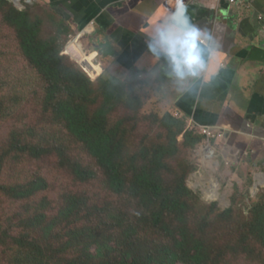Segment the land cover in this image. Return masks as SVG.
<instances>
[{
	"label": "rangeland",
	"instance_id": "rangeland-1",
	"mask_svg": "<svg viewBox=\"0 0 264 264\" xmlns=\"http://www.w3.org/2000/svg\"><path fill=\"white\" fill-rule=\"evenodd\" d=\"M6 2L17 11L27 12L32 20L36 19L39 22V39L45 42L56 40L60 55L64 56L66 62L84 70L92 78L116 77L115 74L110 75L96 59L93 63L86 56L93 52V49L85 48L89 36L83 38L80 33L77 35L71 31L69 25L52 14L50 9L36 5L34 0L30 1V7H24L23 1L17 4L14 0ZM2 15L0 7V155L11 140V132L15 131L25 143H42L43 146L61 150L64 158L58 154L61 158L59 163L57 156L55 158L51 152L40 159L19 154L16 158L5 159L0 165V186H26L37 177L47 182L45 190L26 200H10L0 191V235L11 230L13 236L23 233L20 230L22 218H64L60 212L66 208L68 196L75 195L82 201L75 207V212L65 215L70 221L57 227L59 235H64L66 229L70 228L99 227L110 230V224L114 221L119 224L118 219H121L123 223L138 224L144 242L145 239L153 241L155 246L166 242L165 234L156 229L145 233V226L141 224H149L151 215L159 210V206L152 205L148 209L146 203L141 204L131 197L129 187V191L122 195L113 193L102 170L84 146L70 135L54 115L44 112L42 101L46 83L22 56L15 33L3 21ZM76 45L81 46L85 55L80 51L82 55H78L74 61L70 57V50H74ZM124 84L131 96L138 97L142 103L138 109L122 103L109 117L111 127L117 124L122 126L126 154L132 157L142 147L151 149L157 144L167 145L168 133L160 123L165 111L148 109L145 95L131 91L132 85ZM182 121L186 128L194 132L192 139L201 136L200 143L193 148L179 145L178 153L168 158L167 168L162 174L167 186H172L171 189L180 179H184L191 191V195L185 198L190 206L191 233L196 231L206 241L214 264H264V241L246 240L244 237L245 224L251 218L253 207L264 202V145L248 152L237 151L234 144L225 141L224 134L220 136L219 131H214L213 137H209L187 119ZM63 160L95 172L96 178L78 180L72 175L70 166L63 164ZM209 179H214V184L218 185V197H206L207 200L206 192L210 190L206 189V185ZM210 192L214 193V190ZM229 210L231 212L227 213ZM204 222L206 227L203 228L201 225ZM5 241L0 242V264H19L17 246L12 240Z\"/></svg>",
	"mask_w": 264,
	"mask_h": 264
},
{
	"label": "trees",
	"instance_id": "trees-1",
	"mask_svg": "<svg viewBox=\"0 0 264 264\" xmlns=\"http://www.w3.org/2000/svg\"><path fill=\"white\" fill-rule=\"evenodd\" d=\"M0 7L3 21L15 33L22 56L46 83L42 101L44 112L54 115L84 146L102 170L113 193L122 195L129 191V187L131 197L141 204L146 203L148 209L152 205L159 206V210L151 215L150 225L141 224L145 226V233L156 229L167 238L166 242L156 246L153 241L145 239L144 242L140 235L141 227L123 223L121 219H118L119 224L112 222L110 230L70 228L64 235H59V226L70 221L65 215L75 212V207L82 201L70 195L66 208L60 212L64 218H22L20 230L23 233L13 236L12 230L7 231L0 235V242L13 241L17 246L19 264H214L206 241L189 229L190 206L185 198L191 195V191L184 179L171 189L162 174L167 168L168 158L178 153L179 145L196 147L201 136L192 139L194 132L185 127L182 119L167 113L160 123L167 130L169 143L157 144L151 149L142 147L137 154L128 156L122 126L111 127L109 117L122 103L130 108H140V99L131 96L128 87L118 79L92 78L84 70L66 62L60 55L56 40L45 42L39 39V22L32 20L27 12L17 11L6 0H0ZM11 134L7 147L2 149L0 165L5 159L16 158L19 154L40 159L51 152L59 163L61 158L58 154L64 158L61 150L42 143H25L15 131ZM63 164L69 165L72 175L80 181L96 178L95 172L82 165L67 160H63ZM46 188L47 182L37 177L26 186H0V191L6 198L20 201ZM201 227H206L205 222ZM244 237L246 240L264 241V202L253 207L251 218L245 224Z\"/></svg>",
	"mask_w": 264,
	"mask_h": 264
},
{
	"label": "crops",
	"instance_id": "crops-1",
	"mask_svg": "<svg viewBox=\"0 0 264 264\" xmlns=\"http://www.w3.org/2000/svg\"><path fill=\"white\" fill-rule=\"evenodd\" d=\"M242 1L244 5L236 8L227 0H185L193 22L210 29L215 26L222 37L223 51L209 69L217 75L202 91L181 96L170 86L161 90L160 83L149 86L134 79L126 83L133 92L145 95L148 109L172 112L196 126L220 131L237 151L248 152L264 145V0ZM34 2L50 9L77 35L89 36L85 48L93 52L86 56L93 63L96 59L110 75L147 72L150 53L142 13L159 4L163 11L175 5V0Z\"/></svg>",
	"mask_w": 264,
	"mask_h": 264
},
{
	"label": "clouds",
	"instance_id": "clouds-1",
	"mask_svg": "<svg viewBox=\"0 0 264 264\" xmlns=\"http://www.w3.org/2000/svg\"><path fill=\"white\" fill-rule=\"evenodd\" d=\"M146 17L145 44L150 53L146 73L116 74L126 83L129 79L152 86H170L179 95H190L210 85L217 73L209 72L213 59L223 51L222 37L214 28L193 22L189 4L175 0L174 7L163 11L159 5L142 13Z\"/></svg>",
	"mask_w": 264,
	"mask_h": 264
},
{
	"label": "bare ground",
	"instance_id": "bare-ground-1",
	"mask_svg": "<svg viewBox=\"0 0 264 264\" xmlns=\"http://www.w3.org/2000/svg\"><path fill=\"white\" fill-rule=\"evenodd\" d=\"M15 1V3H17L18 1H20V0H14ZM70 49V46L68 47V49L66 50V53H67V51ZM80 51H81V49H80V47L79 46H75L74 47V50H70V52L72 53V55H71V58L72 59H74V61L76 60V58H78V55L79 56H81L83 53H82V51H81V53H80ZM65 53V54H66ZM84 55V54H83ZM208 148V147H207ZM210 149V148H209ZM213 157V156H212ZM195 176V175H194ZM193 177V176H192ZM192 179V178H191ZM197 182V181H196ZM206 182V181H205ZM198 183V182H197ZM208 184L206 185V189H208V190H214V193H212V192H210V191H207L206 192V196H205V198L207 197L208 199H212V198H217L218 197V193H217V191H218V185H216V184H214V179H209L208 180V182H207ZM202 185V184H201ZM205 185V184H204ZM205 188V187H204ZM204 196V195H203ZM206 198V199H207ZM207 199V200H208Z\"/></svg>",
	"mask_w": 264,
	"mask_h": 264
},
{
	"label": "built area",
	"instance_id": "built-area-1",
	"mask_svg": "<svg viewBox=\"0 0 264 264\" xmlns=\"http://www.w3.org/2000/svg\"><path fill=\"white\" fill-rule=\"evenodd\" d=\"M20 1H18L17 3H21L23 1L24 7L26 5H30L31 4L30 3L31 0H22L21 2ZM227 1H228L230 6H233V7H236V8L242 7L244 5V2L242 0H227ZM259 19L263 20L262 17H260ZM194 126H196V125H194ZM197 127H199L203 131V133L207 134L209 137H213V135L215 134L214 130L212 128H210V127H206V126H197ZM219 134H220V136L223 135L222 132H220V131H219Z\"/></svg>",
	"mask_w": 264,
	"mask_h": 264
},
{
	"label": "water",
	"instance_id": "water-1",
	"mask_svg": "<svg viewBox=\"0 0 264 264\" xmlns=\"http://www.w3.org/2000/svg\"><path fill=\"white\" fill-rule=\"evenodd\" d=\"M83 69H84V67H83Z\"/></svg>",
	"mask_w": 264,
	"mask_h": 264
}]
</instances>
